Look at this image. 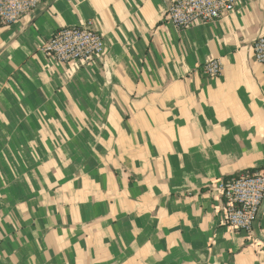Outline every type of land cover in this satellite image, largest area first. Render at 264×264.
I'll use <instances>...</instances> for the list:
<instances>
[{"label":"crops","instance_id":"1","mask_svg":"<svg viewBox=\"0 0 264 264\" xmlns=\"http://www.w3.org/2000/svg\"><path fill=\"white\" fill-rule=\"evenodd\" d=\"M169 5L42 0L0 25V264H264V202L250 235L219 189L264 168V0L184 30ZM88 22L102 61L47 58Z\"/></svg>","mask_w":264,"mask_h":264},{"label":"built area","instance_id":"2","mask_svg":"<svg viewBox=\"0 0 264 264\" xmlns=\"http://www.w3.org/2000/svg\"><path fill=\"white\" fill-rule=\"evenodd\" d=\"M170 2L166 20L178 30L192 25H207L234 13L238 6L250 0H166ZM42 0H0V25L19 22L41 4ZM47 58L59 64L89 65L102 61L106 44L92 22L79 27L59 29L42 45ZM257 63L264 67V35L252 46ZM222 72L219 60L207 63L203 73L217 77ZM220 192L225 200L224 225L237 231L252 234L264 202V168L245 172L220 182Z\"/></svg>","mask_w":264,"mask_h":264}]
</instances>
